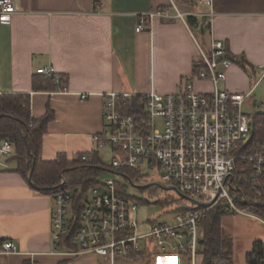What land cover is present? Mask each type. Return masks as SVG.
Wrapping results in <instances>:
<instances>
[{
	"label": "crops",
	"instance_id": "obj_1",
	"mask_svg": "<svg viewBox=\"0 0 264 264\" xmlns=\"http://www.w3.org/2000/svg\"><path fill=\"white\" fill-rule=\"evenodd\" d=\"M14 2L17 12L11 21L0 22V93H29L34 117L43 115L48 104L53 109L42 139L43 159L60 153L72 158L93 149L94 136L105 127V94L177 91L199 57L197 35L205 50L211 40L221 39L229 54L248 60L249 70L233 62L220 87L241 93L254 88L249 113L264 112V79L257 82L264 70V0H212V5L201 0ZM163 7L170 16L152 17L149 26L136 29L145 13ZM210 12V28L205 31L191 27L185 18L193 14L202 25L203 15ZM49 66L67 78L68 92L33 90L37 69ZM195 85L198 90L212 87L202 80ZM82 93L87 97L82 99ZM15 167L10 159L9 168L0 171V247L2 241L12 240L17 251H0V264H109L107 257L97 254L53 252L55 198L38 192ZM131 261L149 264L139 255L119 258L115 264ZM172 263L169 257L154 256L150 264Z\"/></svg>",
	"mask_w": 264,
	"mask_h": 264
},
{
	"label": "built area",
	"instance_id": "obj_2",
	"mask_svg": "<svg viewBox=\"0 0 264 264\" xmlns=\"http://www.w3.org/2000/svg\"><path fill=\"white\" fill-rule=\"evenodd\" d=\"M201 1L212 5V0ZM16 12L14 0H0V22H10ZM177 13L183 18V13ZM155 16L170 14L166 7L145 13L136 29L149 26L148 19ZM211 16L212 12L203 15V26L210 28ZM197 45L199 57L194 69L182 78L177 91L104 95L105 127L94 136L92 150L109 147L117 151L108 169L125 180L100 179L89 188L81 224L71 240L74 249L58 246L68 234L72 218L71 192H58L52 214L53 252L71 256L92 253L115 264L119 258L151 250L155 256L171 258L172 264H202L203 255L198 251L200 225L213 206L222 204L226 214L252 216L264 224V215L255 210V204L264 198V154L245 152L253 114L245 112L243 104L254 88L241 93L220 87L234 62L224 41L211 40L208 50ZM37 73L55 75L59 81L52 66L40 67ZM263 79L264 70L257 82ZM196 80L209 81L211 89L198 90ZM68 90L63 84L56 91ZM14 153L15 142L1 138L0 171L9 168ZM89 158L83 155L84 160ZM123 166L138 173L144 167L155 168L177 191L208 205L178 211L172 222H157L150 217L139 221L136 212L140 202L127 191L129 181L121 171ZM0 251L16 252L17 246L12 240H4Z\"/></svg>",
	"mask_w": 264,
	"mask_h": 264
},
{
	"label": "trees",
	"instance_id": "obj_3",
	"mask_svg": "<svg viewBox=\"0 0 264 264\" xmlns=\"http://www.w3.org/2000/svg\"><path fill=\"white\" fill-rule=\"evenodd\" d=\"M188 24L205 31L207 27L201 25L199 19L188 14ZM228 56L245 70L252 65L243 55ZM55 75L37 73L33 77V90L56 91L67 83V78ZM54 117V111L48 104L46 112L38 117L31 113V96L29 93L5 92L0 93V139L9 137L15 142V153L11 160L15 161V170L19 172L28 183L38 192L55 196L58 192H71L70 229L68 234L58 244L59 247L74 249L71 240L81 224V213L87 200L90 187L99 183L101 174L108 169L100 157L99 149L76 154L68 158L60 153L54 159H43L41 146L44 133L49 122ZM245 152L249 154H264V112L256 111L253 114L252 134L245 144ZM83 155L90 160H84ZM121 171L133 181L139 178V173L123 166ZM255 210L264 215V198L255 204ZM178 211H184L181 207ZM226 212L222 204L210 208L200 225V237L198 251L203 255L202 264H233L234 241L232 236L222 225V218ZM147 258L150 264L155 254L146 250L138 254ZM247 264H264V239H256L252 242L251 250L246 253ZM66 261L59 264H65Z\"/></svg>",
	"mask_w": 264,
	"mask_h": 264
},
{
	"label": "rangeland",
	"instance_id": "obj_4",
	"mask_svg": "<svg viewBox=\"0 0 264 264\" xmlns=\"http://www.w3.org/2000/svg\"><path fill=\"white\" fill-rule=\"evenodd\" d=\"M198 42L202 44L203 39L197 35ZM264 83L262 81L260 89ZM202 90H208L207 86H203ZM245 112L249 113L253 110L251 98H247L243 105ZM100 157L107 165L111 164L112 160L117 156V151L111 148H101L99 150ZM124 157V155L122 156ZM139 173V178L133 181L137 185L155 182L162 186L169 184L162 178L157 169L144 167ZM113 178L124 181V177L113 172L111 169L105 170L100 179ZM129 194L134 196L140 202L137 209L136 217L139 221H145L149 217L157 222H172L175 218L178 208L184 201L175 190L163 189L157 185H151L147 188H138L126 184ZM222 225L227 232L232 236L234 241L233 247V264H247L246 253L251 250L252 242L256 239H264V224L257 218L241 214H225L222 218ZM129 264H135L131 261Z\"/></svg>",
	"mask_w": 264,
	"mask_h": 264
},
{
	"label": "water",
	"instance_id": "obj_5",
	"mask_svg": "<svg viewBox=\"0 0 264 264\" xmlns=\"http://www.w3.org/2000/svg\"><path fill=\"white\" fill-rule=\"evenodd\" d=\"M129 183L135 187H138V188H147V187H150L151 185H157V186H160L161 188L163 189H172V190H175L176 193L179 195V197L183 198L184 201L182 202L181 204V207L184 209V210H190L192 208H198V207H203V206H207L208 203L206 202H203V201H199V200H196V199H193V198H189L187 197L186 195H184L183 193L179 192L176 190V188L174 186H162L158 183H155V182H149L147 184H143V185H137L133 182V180L129 177V176H126ZM194 204V205H192Z\"/></svg>",
	"mask_w": 264,
	"mask_h": 264
}]
</instances>
